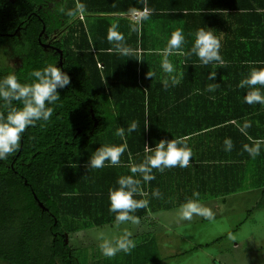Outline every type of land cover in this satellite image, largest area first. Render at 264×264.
<instances>
[{"label":"trees","instance_id":"1","mask_svg":"<svg viewBox=\"0 0 264 264\" xmlns=\"http://www.w3.org/2000/svg\"><path fill=\"white\" fill-rule=\"evenodd\" d=\"M77 2L85 5L84 19L60 11ZM145 5L152 11L140 21L100 15ZM113 25L129 55L107 39ZM201 28L219 39L223 65H203L189 55ZM177 30L184 41L168 55L174 71L165 73L164 49ZM41 42L62 50V66L56 49ZM5 54L20 56L22 65L0 66V79L15 74L31 83L33 70L57 64L70 83L57 89L50 118L26 128L18 149L0 160V264H79L66 232L81 228L76 205L90 195L82 193L76 169L81 154L118 124L128 149L143 157L145 144L154 147L161 139L179 138L191 150L188 167L152 170L147 188L151 195L158 188L162 206L261 189L258 206L264 207V104L245 103L248 89L238 87L250 70L264 68V0H0ZM255 88L264 94V86ZM132 121L137 128L128 133ZM245 145H258L259 154L253 158Z\"/></svg>","mask_w":264,"mask_h":264},{"label":"clouds","instance_id":"2","mask_svg":"<svg viewBox=\"0 0 264 264\" xmlns=\"http://www.w3.org/2000/svg\"><path fill=\"white\" fill-rule=\"evenodd\" d=\"M85 5L77 2L74 7L60 9L67 17L76 19L85 13ZM146 5L143 10L130 8L129 15L133 18L147 19L151 13ZM113 25L108 30L107 39L116 41L117 52L122 55H129L131 50L122 46L120 41L123 36L119 35ZM184 41L182 32L177 30L172 32L168 40L167 47L164 49V59L161 67L165 73L174 71L173 65L168 60V55L174 51L180 50ZM220 41L212 31L204 28L198 29L195 33V40L189 55L195 54L201 64L208 65L216 62L220 65L224 64V60L220 54ZM154 73L149 71L148 77H154ZM33 78L31 83H21L15 74H9L0 79V160L6 159L10 154L14 153L20 144L21 134L26 128L34 126L38 121H47L51 114V105L60 99L58 88H64L69 85L70 77L57 64H47L42 69H35L30 73ZM216 73L211 72L208 75L210 80H214ZM165 87L168 81L164 82ZM172 83L175 84V77H172ZM256 85L264 86V68L250 70L249 74L240 80L238 87L247 88L248 91L244 95L243 100L247 104L260 103L264 104V94L260 89L255 88ZM208 91L215 90V83L208 86ZM249 124H245L241 131H244ZM137 128V122L132 121L127 128V132L131 133ZM116 135L123 138L125 129L123 127L116 130ZM230 150L232 143L230 139L224 141ZM245 150L255 158L259 154V146L249 147L245 145ZM125 145H103L98 148L94 154L90 155L87 162L88 169H100L105 166V162L116 166L120 164V156L125 151ZM145 159L140 164H132L129 171L133 175L121 176L117 180L119 187L109 190V212L115 213V222L117 224L131 221L136 222L137 218L132 215L139 208H146L147 200H137L136 195H142L139 187L140 180L134 178V174H142L144 182H149L155 177L152 174L153 169L161 172L165 168L179 166L186 168L192 156L191 150L187 144L179 138L161 139L154 147L145 144ZM154 196H159L158 190L153 192ZM193 196H199L198 192H194ZM180 218L183 220H191L193 215L203 216L211 219L212 213L199 205L196 200L188 199L179 209ZM130 233L117 239L114 243L105 240L100 244V250L104 256L112 257L118 251L129 252L135 247L134 241L130 239Z\"/></svg>","mask_w":264,"mask_h":264},{"label":"crops","instance_id":"3","mask_svg":"<svg viewBox=\"0 0 264 264\" xmlns=\"http://www.w3.org/2000/svg\"><path fill=\"white\" fill-rule=\"evenodd\" d=\"M128 14L129 13H104L100 15L125 16L130 17L135 21H140L141 19H134ZM121 127L122 125L118 124V127L115 129L99 135L96 139L98 141L91 144V146L81 154L79 159L81 161V166L76 169V171H79L77 177L80 176V187L84 188L82 189V193L86 192L85 194H89L90 198L86 201L83 200V202L81 200L79 204L76 205L80 206V208H78L80 211V214L78 215V223L80 224L77 225H81V228L76 231L66 232L67 240L70 244L75 249H79L80 256L77 255L79 264H82L80 259L87 260V258H89L91 264L96 263L92 262L94 259H96V261L102 260L104 257L99 247L100 244L105 240L114 243L117 239L123 237L125 233H130V238H132L133 235L147 236L146 239L152 237L141 244H150V242L155 240L156 247H153V251L156 249V255L159 258L158 261H160V264H188L195 261L198 262L200 257H208L209 247L212 246V248H214L217 246V243L220 241L218 239L224 236L218 235L214 237L211 234V231L216 228H211V230L207 231L206 225L207 227H210V225L211 227L216 226L214 222L216 218H221V208L229 206L231 199L237 192L227 196L207 198L198 202L201 207L208 209L212 213L211 219L194 214L191 220H183L180 218L179 214L181 206H177L176 204L162 206L163 204L166 205V201L163 202L160 197L158 200L157 196H154L153 194L151 195L147 188V182H144L142 179V174L136 173L134 174V178L140 180L139 187L142 195H136L134 198L137 200H147L148 205L146 208H139L132 213V215L137 218L136 222L126 221L117 224L115 222V213L109 212V190L119 187L117 184L119 177L133 175L129 171L132 164L138 165L145 159L143 153H134L128 149L126 132L123 138L116 135V130ZM125 144L126 148L120 156L119 165L113 166L106 161L103 168H87L86 165L90 155L94 154V152L101 146ZM86 172L88 174L85 176L84 174ZM83 176H85L84 179L82 178ZM156 190H158V188L154 191ZM259 200L256 202L257 207L262 208L258 206ZM63 202L64 201H62V203ZM171 203L170 197L167 204ZM76 206L73 208L75 209ZM69 215L71 216V214ZM107 218L110 220H105L106 222L102 223L99 222L101 219ZM216 223L219 224V219H217ZM93 229L95 230L96 235L99 230H106V233H104V240L97 241L91 238L88 232L93 231ZM98 238L102 239L101 237ZM139 246L137 245L132 248L131 250L135 249L133 252H131V250L127 253L124 251H118L112 257L105 256L107 261H109L106 264H143L144 258L150 254L145 255L146 250L139 253L137 251ZM90 248L93 252L90 251L89 254L83 252L84 249Z\"/></svg>","mask_w":264,"mask_h":264},{"label":"rangeland","instance_id":"4","mask_svg":"<svg viewBox=\"0 0 264 264\" xmlns=\"http://www.w3.org/2000/svg\"><path fill=\"white\" fill-rule=\"evenodd\" d=\"M60 33L61 31H57L56 34L60 35ZM0 61L3 67L19 66L22 63L19 57L10 56H4ZM261 193L260 189L237 192L231 199L229 206L221 208V218H216L214 222L216 226L211 227L210 225V227H207L206 225L207 231L211 230V228H216L211 231L214 237L218 235L224 237L218 239L220 241L217 246L214 248L212 246L209 247L208 257H200L198 262L195 261L188 264H264V207L258 208L256 203ZM217 219H219V224L216 223ZM88 233L91 238L98 241L104 240L106 230H99L97 235L94 229ZM146 238L147 236L133 235L130 239L134 241L135 246H139L152 237ZM154 246L156 247L155 240L150 242V244H141L138 247L137 251L139 253L146 250L145 255L150 254L144 258L143 264H160L156 249L153 251ZM134 250H131V252ZM75 251L77 255L80 254L79 249ZM90 251L91 248L84 249L83 252L89 254ZM103 257L102 260L96 261L94 259L92 262H96L95 264L108 263L109 261H107L106 257L104 255ZM89 260V258L87 260L80 259V262L86 264ZM88 264H91V260Z\"/></svg>","mask_w":264,"mask_h":264},{"label":"water","instance_id":"5","mask_svg":"<svg viewBox=\"0 0 264 264\" xmlns=\"http://www.w3.org/2000/svg\"><path fill=\"white\" fill-rule=\"evenodd\" d=\"M128 15H129V14H128ZM44 31H45V25H44V27H43V30H42L41 34H42ZM15 33H16V31H15ZM40 41H41V40H40ZM41 43H42V45H43L44 47H54V48L56 49V51H57V52L59 53V55H60V65L62 66V65H63V53H62V50H61L60 48H57V47H55V46H52L50 43H44V42H41ZM34 196H35V198L38 200L40 206H42L43 208L47 209L46 206L43 204V202H41V201L39 200L38 196H37L36 194H34Z\"/></svg>","mask_w":264,"mask_h":264},{"label":"flooded vegetation","instance_id":"6","mask_svg":"<svg viewBox=\"0 0 264 264\" xmlns=\"http://www.w3.org/2000/svg\"><path fill=\"white\" fill-rule=\"evenodd\" d=\"M15 33H13L12 35H14ZM4 56H10V57H19L20 59H21V61H22V58L20 57V56H18V55H7V54H5V55H1L0 56V59L2 58V57H4ZM21 65H22V63H21ZM21 65H19V66H2V64H1V61H0V66L2 67V68H12V69H14V70H16L17 68H19Z\"/></svg>","mask_w":264,"mask_h":264},{"label":"built area","instance_id":"7","mask_svg":"<svg viewBox=\"0 0 264 264\" xmlns=\"http://www.w3.org/2000/svg\"><path fill=\"white\" fill-rule=\"evenodd\" d=\"M82 18H84V15L82 16ZM134 19H139V18H134Z\"/></svg>","mask_w":264,"mask_h":264}]
</instances>
